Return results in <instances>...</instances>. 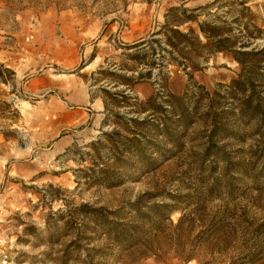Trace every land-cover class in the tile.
I'll return each mask as SVG.
<instances>
[{"label": "rangeland", "instance_id": "374dc122", "mask_svg": "<svg viewBox=\"0 0 264 264\" xmlns=\"http://www.w3.org/2000/svg\"><path fill=\"white\" fill-rule=\"evenodd\" d=\"M213 1L0 0V264H53L74 242L98 251L94 264H264V68L232 94L230 53H204L191 79L174 67L147 77L123 49L159 39L182 5L231 38L234 19L252 18L262 34L246 51L264 47V0L197 10ZM83 206L118 212L141 243L115 247Z\"/></svg>", "mask_w": 264, "mask_h": 264}, {"label": "trees", "instance_id": "16d2710c", "mask_svg": "<svg viewBox=\"0 0 264 264\" xmlns=\"http://www.w3.org/2000/svg\"><path fill=\"white\" fill-rule=\"evenodd\" d=\"M223 0H214L211 4L198 8L201 9H209L215 8L219 5ZM234 5L240 6L245 10L246 2L244 0H235L233 2ZM193 10V11H197ZM192 10H187L183 8V5L180 8H171L167 11V14L181 13V16H172L169 17L166 15L164 24L160 27L159 31L156 33V36L159 39H148L143 40L139 44H136L134 47H123L126 51H130L132 49H136V52L132 55H128L130 60L133 61L137 66L142 67L147 70V77L152 76V71L160 67L168 68H181L183 72L186 73L191 79L194 72L200 69L202 64L201 61L207 62L208 58L206 54H216V53H230L232 61L239 67V72L236 75V79L233 80L229 86L232 94H237L238 92L249 93L252 91L257 84L251 78L250 73H255L258 70H262L264 68V47L260 50H256L255 48L246 51V49L250 48L255 40L261 39V30L254 24V20L249 18L247 20L244 19H234L233 23L236 25L237 30L239 31V37H230L229 31H222L219 27H216L214 23H208L207 21L198 22L197 18H194L191 14H187ZM194 22L196 24L197 33H195L191 28H188L186 32H182L179 30L183 25ZM222 25H225L224 21H219ZM255 31L249 32V29ZM245 32V33H244ZM204 40V43L203 41ZM190 51H194V56L189 55ZM164 53V54H160ZM158 56V63H156L155 57ZM149 61V62H147ZM165 65H162L163 63ZM2 71L5 70L3 66L0 65V82L2 81L1 74ZM126 71H133L128 70ZM99 75H109L110 77L119 79L120 77L111 72L107 73L105 71L98 72ZM14 75V74H12ZM141 77V76H140ZM115 87L117 85H122L125 87H130V80L124 79L121 82H114ZM103 93L111 99L115 101L114 94H109L107 91L102 90ZM122 100H128L124 96ZM250 97L244 99V103L248 104L250 102ZM180 101V99H178ZM151 100L143 103L142 105H146L150 103ZM116 107L118 104H115ZM182 113L184 111V107L180 106ZM138 114L148 113V110H140L137 112ZM153 115V113L151 114ZM179 118H182L180 121H175L174 125H177L178 122L181 125H186V118L184 115L182 117L178 115ZM116 117V116H115ZM150 117V115H147ZM146 120V119H145ZM136 122V120H130L136 125H144L146 121ZM163 125V124H161ZM178 126V125H177ZM182 127V126H180ZM128 130V127H126ZM215 131H219L216 129ZM108 138V136H106ZM136 138L129 140V143L136 142ZM85 212L81 215L82 219L92 225L93 231L101 232L109 242L118 248H124L126 250L132 249L136 245L140 244V233L141 228L138 226H130L128 224H123L121 222V216L119 213L114 212H106L102 208H94L88 209L86 206L79 207L76 209L77 212L81 210ZM162 212H157L159 217L166 216V220L169 219L171 212L164 211V208H160ZM151 211V210H150ZM136 216L139 217L141 214L139 211H136ZM111 218L113 220H111ZM62 220V217H61ZM47 223V222H46ZM48 224V223H47ZM49 227V226H48ZM255 231L259 234H264V223L259 224L255 227ZM27 236L35 237L33 233L27 234ZM77 243H71L68 247H66L63 251L58 252V258L51 260L53 264H94L93 257L90 253L96 252V250H84V256L81 255V251L83 248ZM98 252V251H97ZM96 252V253H97ZM50 259V256H48ZM249 259V258H247ZM252 261V260H251ZM256 262V260H254ZM95 264H101L95 263Z\"/></svg>", "mask_w": 264, "mask_h": 264}]
</instances>
